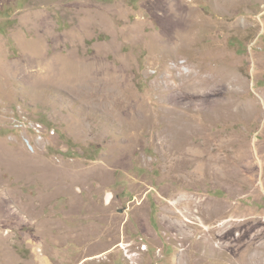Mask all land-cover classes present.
<instances>
[{
    "label": "rangeland",
    "instance_id": "obj_1",
    "mask_svg": "<svg viewBox=\"0 0 264 264\" xmlns=\"http://www.w3.org/2000/svg\"><path fill=\"white\" fill-rule=\"evenodd\" d=\"M263 254L264 0H0V264Z\"/></svg>",
    "mask_w": 264,
    "mask_h": 264
},
{
    "label": "bare ground",
    "instance_id": "obj_2",
    "mask_svg": "<svg viewBox=\"0 0 264 264\" xmlns=\"http://www.w3.org/2000/svg\"><path fill=\"white\" fill-rule=\"evenodd\" d=\"M180 25V24H179ZM171 27V26H170ZM187 27V26H186ZM188 40V39H187ZM54 61V60H53ZM94 61V60H93ZM96 61V60H95ZM97 62V61H96ZM98 62H99V60H98ZM61 63V62H60ZM59 63V64H60ZM95 63V62H94ZM58 64V63H57ZM64 65V64H63ZM78 65V64H77ZM76 65V66H77ZM98 64H93V66H91V65H80L79 66V70H80V76L78 75V74H75V75H77V76H79V78H78V80L76 79V80H70L69 79V77H66V76H64L65 74H64V72H62L61 71V68L63 67V66H61V64H60V66L58 65V66H56V63H51L50 64V70H48V71H50L49 72V74H48V78L50 79V81L52 82V84H64V83H66L67 82V84H75V85H86L87 87H90L91 85L92 86H94V88L95 87H97L99 90H100V92H101V90H102V92L104 93V94H106V92H108V93H112V95H113V93L115 94L116 92H117V90H118V88H119V82H118V80H115V77H113V75L111 74V73H106V72H104V70L103 71H101V67L100 66H97ZM66 66V65H65ZM69 66V65H68ZM72 66V65H71ZM70 66V67H71ZM103 67V66H102ZM66 68H68V67H66ZM70 69V68H69ZM73 69V68H72ZM74 69H75V67H74ZM71 70V69H70ZM75 71H77V70H75ZM67 72V71H66ZM69 72V71H68ZM72 74V73H71ZM68 76V75H67ZM75 78H77V77H75ZM46 79H47V76H46ZM48 80V79H47ZM48 83H50V82H48ZM83 83V84H82ZM65 85V84H64ZM121 85V84H120ZM85 86V87H86ZM68 87V86H67ZM83 87V86H82ZM81 88V87H80ZM192 88V87H191ZM80 90V89H79ZM100 92H98V93H100ZM82 93V92H81ZM120 93V92H119ZM87 94V93H86ZM89 94V93H88ZM103 94V95H104ZM121 94V93H120ZM89 97V96H88ZM124 97V96H123ZM126 97V96H125ZM112 99V98H111ZM125 99V98H124ZM113 100H114V102L111 104V109H112V111L120 118V120L123 122V125H127L128 127L127 128H133V129H135L138 125L136 124V122H135V115H134V112L132 113L131 112V106H130V103L129 102H123V103H121V102H118L117 101V99H116V97H113ZM123 100V99H122ZM121 100V101H122ZM110 101V100H109ZM206 101H204L203 102V105H206ZM136 108V107H135ZM172 113H174V112H172ZM138 114V113H137ZM171 115V114H170ZM141 119V118H140ZM120 121V122H121ZM140 121V120H139ZM172 124V123H171ZM137 125V126H136ZM182 128V130L181 131H178V133H177V135H179V134H181V133H183V132H185L186 130H188L189 129V127H188V125L186 124L185 126H182L181 127ZM181 128H179V129H181ZM177 132V131H176ZM183 136V135H182ZM178 137V136H177ZM179 137H180V135H179ZM176 138V137H175ZM179 140V139H178ZM166 141H168V140H166ZM171 143V142H170ZM169 145V144H168ZM183 145V144H182ZM179 147H182V146H179ZM173 149V148H172ZM181 149H183V148H181ZM194 149V148H193ZM185 150V149H184ZM188 151H191L192 150V148H188L187 149ZM196 150V149H195ZM198 150V149H197ZM176 151V150H175ZM183 152V151H182ZM181 152V153H182ZM186 152V151H185ZM195 152V151H194ZM171 153V152H170ZM180 153V152H179ZM199 153V152H198ZM185 154V153H184ZM194 171H195V173L194 174H196V172L198 173V172H200L201 171V166H200V164H198V165H196V167H195V169H194ZM198 209H197V213H199V214H202V213H204L205 211H204V209L202 208V205L201 204H199L198 205V207H197ZM229 232V231H228ZM223 235V234H222ZM239 238H241V236H238V238H233V239H230V241H231V243H234V242H240V239ZM221 240V239H220ZM210 241H211V239L209 238L208 239V241L207 240H205V246L207 247V248H209V250L212 248H210V245H209V243H210ZM236 244V243H235ZM238 244V243H237ZM218 246H221V242L219 243V245ZM239 247V246H238ZM215 248V247H214ZM217 249H219V248H217ZM240 249H238L237 248V250L235 249V252H237V251H239ZM213 251V250H212ZM249 252V251H248ZM235 255H237L238 256V253H236ZM248 255V253H246V254H244L243 253V257H244V260H247V256ZM264 255V254H263ZM257 261H256V263L258 264L259 263V260L261 261L262 260V263L261 264H264V259H262V258H260L259 256H257L256 255V258H255Z\"/></svg>",
    "mask_w": 264,
    "mask_h": 264
},
{
    "label": "built area",
    "instance_id": "obj_3",
    "mask_svg": "<svg viewBox=\"0 0 264 264\" xmlns=\"http://www.w3.org/2000/svg\"><path fill=\"white\" fill-rule=\"evenodd\" d=\"M17 126H19V127H21L22 125L20 124V123H18L17 124ZM32 128H34L37 132H39V130H38V127L37 126H33ZM39 137H40V135H39ZM42 138V137H41Z\"/></svg>",
    "mask_w": 264,
    "mask_h": 264
},
{
    "label": "water",
    "instance_id": "obj_4",
    "mask_svg": "<svg viewBox=\"0 0 264 264\" xmlns=\"http://www.w3.org/2000/svg\"><path fill=\"white\" fill-rule=\"evenodd\" d=\"M105 202L107 203V200H105Z\"/></svg>",
    "mask_w": 264,
    "mask_h": 264
}]
</instances>
